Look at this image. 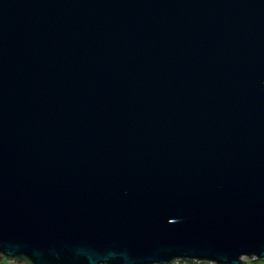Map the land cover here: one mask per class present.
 <instances>
[{"label": "water", "instance_id": "95a60500", "mask_svg": "<svg viewBox=\"0 0 264 264\" xmlns=\"http://www.w3.org/2000/svg\"><path fill=\"white\" fill-rule=\"evenodd\" d=\"M0 255L263 259L264 0H0Z\"/></svg>", "mask_w": 264, "mask_h": 264}, {"label": "rangeland", "instance_id": "374dc122", "mask_svg": "<svg viewBox=\"0 0 264 264\" xmlns=\"http://www.w3.org/2000/svg\"><path fill=\"white\" fill-rule=\"evenodd\" d=\"M246 259V258H243ZM0 264H26L24 262H15L13 260H6L4 257H2L0 255ZM245 264H264V258L263 259H256V261H252V259H246V263Z\"/></svg>", "mask_w": 264, "mask_h": 264}, {"label": "built area", "instance_id": "2783aa9c", "mask_svg": "<svg viewBox=\"0 0 264 264\" xmlns=\"http://www.w3.org/2000/svg\"><path fill=\"white\" fill-rule=\"evenodd\" d=\"M170 264H211L209 262H199V261H185L180 259H174Z\"/></svg>", "mask_w": 264, "mask_h": 264}, {"label": "trees", "instance_id": "16d2710c", "mask_svg": "<svg viewBox=\"0 0 264 264\" xmlns=\"http://www.w3.org/2000/svg\"><path fill=\"white\" fill-rule=\"evenodd\" d=\"M252 261H256V259H252Z\"/></svg>", "mask_w": 264, "mask_h": 264}]
</instances>
